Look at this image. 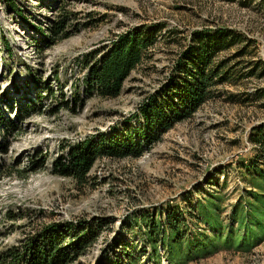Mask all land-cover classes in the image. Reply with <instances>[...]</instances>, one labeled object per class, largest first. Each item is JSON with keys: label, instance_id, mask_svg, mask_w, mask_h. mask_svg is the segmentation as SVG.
<instances>
[{"label": "rangeland", "instance_id": "obj_1", "mask_svg": "<svg viewBox=\"0 0 264 264\" xmlns=\"http://www.w3.org/2000/svg\"><path fill=\"white\" fill-rule=\"evenodd\" d=\"M10 1L23 17L0 0V112L14 121L5 139L0 132V252L65 223L97 235L73 264H116L126 248L139 256L134 264H175L161 246L156 263L142 245L153 221L159 238L163 230L170 240L164 220L171 212L184 251L206 236L216 242L210 254L180 264H264V181L256 179L264 174V71L252 64L264 60V0ZM64 16L69 36L45 45L42 32ZM156 24L166 35L160 32L118 96L85 92L88 67L105 48ZM216 28L251 43L243 55L234 56L241 44L218 54L233 71L213 98L139 157L98 158L85 185L54 174L52 161L69 145L142 126V106L190 32Z\"/></svg>", "mask_w": 264, "mask_h": 264}, {"label": "trees", "instance_id": "obj_2", "mask_svg": "<svg viewBox=\"0 0 264 264\" xmlns=\"http://www.w3.org/2000/svg\"><path fill=\"white\" fill-rule=\"evenodd\" d=\"M8 1L12 9L23 17L16 4ZM65 20L64 16L56 21L49 27L48 32L43 33L41 30L45 45L49 46L57 39L69 36V32L65 30ZM164 27L162 24H156L146 30L136 28L120 35L105 48L95 62L89 65L85 78V92L106 98L118 96L130 72L150 56V50L161 37L160 32L164 31L166 35L167 31ZM243 41L233 30L226 28L191 31L187 44L170 66L167 78L149 95L147 102L142 106L140 115L143 125L129 127L125 133L100 134L95 139L69 145L66 154L52 161L51 169L54 174L69 177L77 184L85 185L89 172L98 158L139 157L144 150L159 141L175 123L190 118L203 103L213 98L218 85L228 82L233 69L226 67L227 58L218 59L217 56L236 44L241 46L234 56L245 54L251 40H246L244 43ZM252 64L254 70L262 68L264 71L263 59ZM254 70L244 75L256 74L252 72ZM261 94L258 97H264V92ZM12 124L14 121L5 118L0 112V132L3 139H5V131L14 129ZM2 142L0 138V150L5 147ZM42 163L38 164L39 167L43 165ZM18 173L21 177L26 175L21 174L20 171ZM258 176L256 179L262 184L264 174L258 173ZM261 195L258 192L255 194L256 198L262 197ZM262 209L264 215V207ZM7 216L14 217L10 213ZM164 223L169 229L170 240L165 241L163 230V237L159 238L160 227L153 221L146 225L147 235L142 243L143 252L148 248V254L156 263H159L160 258L158 246L166 250L168 262L175 264L188 261L192 256H206L216 249V242L206 236L200 241L188 242L185 252L178 216L171 212L167 213ZM70 227V224L53 223L41 228L26 238L20 247H9L1 251L0 264H73L93 244L97 235L95 231L85 227L77 231ZM123 254L120 259L116 258V264H123L124 257L126 264H134L139 259V256L135 258L130 253L129 248H126Z\"/></svg>", "mask_w": 264, "mask_h": 264}]
</instances>
